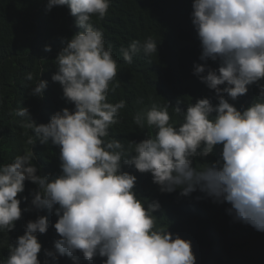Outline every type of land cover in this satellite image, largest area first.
I'll list each match as a JSON object with an SVG mask.
<instances>
[{"label":"clouds","instance_id":"1","mask_svg":"<svg viewBox=\"0 0 264 264\" xmlns=\"http://www.w3.org/2000/svg\"><path fill=\"white\" fill-rule=\"evenodd\" d=\"M110 3L47 0L46 12L67 6L81 29L57 53L51 76L74 109H61L41 124L31 118L28 108L15 110V116L22 118L20 127L32 133H24L27 145L38 140L59 148L60 173L39 175L31 147L11 162L0 163V233L11 232L21 218L20 204L27 197H17L27 181L36 188L30 191V207L23 211L47 210L57 217L52 227L59 238L44 251L43 264H49L48 258L58 264L63 256L79 264L77 252L87 261L102 257V264H195L190 241L156 226V220H165L173 208L167 205L155 213L160 203L138 198V178L123 171L124 166L150 173L152 180L145 177L161 193L179 191L186 198L199 191L214 203H227L226 212L234 222L264 232V84L259 83L264 79V0H192L190 19L202 62L193 64L192 74L214 91L217 104L201 88L188 90L186 109L174 107L183 117L176 125L170 122L172 106L154 103L137 112L133 123L155 129V134L129 141L127 148L108 138L126 102H108L117 62L111 45L105 46L103 32L91 22L94 16L103 19ZM44 51L51 47L46 45ZM141 52L157 54V42L151 37L132 40L120 49L129 64ZM209 60L218 66L213 69ZM25 78L32 81L33 75ZM253 84L259 91L247 108L238 110L225 99L226 94L237 100ZM46 87L47 81L39 79L29 95L43 98ZM219 146L218 159L200 168L194 165L196 158L213 155ZM48 227L42 215L27 221L23 235L9 244L8 256L0 264H41L37 234L46 233Z\"/></svg>","mask_w":264,"mask_h":264},{"label":"trees","instance_id":"2","mask_svg":"<svg viewBox=\"0 0 264 264\" xmlns=\"http://www.w3.org/2000/svg\"><path fill=\"white\" fill-rule=\"evenodd\" d=\"M46 3L47 0H0V163L11 162L31 147L38 174L56 176L60 173L59 148L51 142L42 145L38 140L33 146L27 145L24 133H32L20 127L18 121L22 118L14 114L20 107H26L36 124H41L47 123L61 109H74V105L63 98L61 86L53 82L51 76L56 71L57 53L81 29L75 25L67 6H54L46 12ZM191 4L192 0H111L103 19L92 18L93 26L104 34L105 46L111 45L117 62V77L109 85L108 102H126L119 113L120 122L109 129L108 138L120 140L126 148L129 141L139 142L155 134V129H141L133 123L137 112L154 103L161 106L169 103L172 106L169 107L170 122L176 125L183 117L174 107L186 109L191 95L188 90L201 88L208 93L210 102L217 104L214 91L192 74L193 64L202 62L198 59L200 42L190 19ZM148 37L157 42V54L145 56L141 52L133 57L131 64L125 62L121 47L126 48L132 40L143 42ZM46 45L51 51H44ZM208 64L213 69L218 66V62L211 60ZM28 73L33 75L32 81L26 80ZM39 79L47 81L43 98L29 95L30 87ZM259 83L264 84V79ZM258 91L257 84H253L247 94L237 100H230L226 94L225 99L243 110ZM221 148H214V154L207 158H196L194 165L200 168L204 162L218 159ZM122 170L138 178L135 190L138 198L160 203L161 209L155 213L160 214L167 205L173 208L165 220H156V226L190 241L195 264H264V232L234 222L226 212L229 204L214 203L199 191L186 198L180 196L179 191L161 193L148 179L152 180L150 173L141 174L127 166ZM35 188L26 181L24 192L18 194L17 198L23 196L27 200L21 201L22 215L14 229L8 234L0 233V261L8 256L9 244L14 245L16 238L23 235L26 222L37 215L45 216L49 222L46 233L37 234L42 246L38 254L41 264L45 259L44 251L51 250L59 238L52 227L56 215L47 210L23 211L30 207V191ZM196 197L201 198L197 200ZM199 238L202 241H195ZM75 256L79 264H102L99 256L92 261L84 260L79 252ZM48 259L52 264L51 258ZM58 264H73L72 258L59 257Z\"/></svg>","mask_w":264,"mask_h":264},{"label":"bare ground","instance_id":"3","mask_svg":"<svg viewBox=\"0 0 264 264\" xmlns=\"http://www.w3.org/2000/svg\"><path fill=\"white\" fill-rule=\"evenodd\" d=\"M166 42V41H165Z\"/></svg>","mask_w":264,"mask_h":264}]
</instances>
